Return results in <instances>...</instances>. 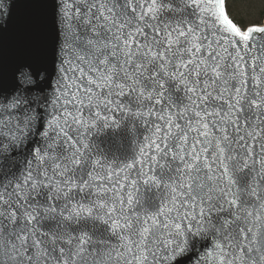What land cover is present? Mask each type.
<instances>
[{"label":"snow or ice","instance_id":"6c2138e0","mask_svg":"<svg viewBox=\"0 0 264 264\" xmlns=\"http://www.w3.org/2000/svg\"><path fill=\"white\" fill-rule=\"evenodd\" d=\"M49 6L0 80V264H264V26L226 0Z\"/></svg>","mask_w":264,"mask_h":264},{"label":"water","instance_id":"95a60500","mask_svg":"<svg viewBox=\"0 0 264 264\" xmlns=\"http://www.w3.org/2000/svg\"><path fill=\"white\" fill-rule=\"evenodd\" d=\"M8 3V16L0 29V80L10 84L17 67L29 60V40L33 22L38 18L48 21L49 33L51 32V0H5ZM50 45L47 53L50 62ZM116 144H105L115 150L122 147Z\"/></svg>","mask_w":264,"mask_h":264},{"label":"trees","instance_id":"16d2710c","mask_svg":"<svg viewBox=\"0 0 264 264\" xmlns=\"http://www.w3.org/2000/svg\"><path fill=\"white\" fill-rule=\"evenodd\" d=\"M226 8L242 28L260 25L264 18V0H226Z\"/></svg>","mask_w":264,"mask_h":264}]
</instances>
